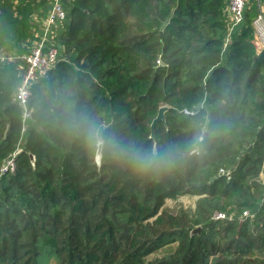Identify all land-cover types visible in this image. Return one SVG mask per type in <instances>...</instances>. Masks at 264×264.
Returning <instances> with one entry per match:
<instances>
[{"label":"trees","instance_id":"obj_1","mask_svg":"<svg viewBox=\"0 0 264 264\" xmlns=\"http://www.w3.org/2000/svg\"><path fill=\"white\" fill-rule=\"evenodd\" d=\"M47 6L0 0V54L29 47ZM227 7L70 0L61 56L32 86L26 120L21 64L0 65V168L19 150L0 179V264H264L260 11L253 1L227 43ZM184 196L194 210H165Z\"/></svg>","mask_w":264,"mask_h":264},{"label":"built area","instance_id":"obj_2","mask_svg":"<svg viewBox=\"0 0 264 264\" xmlns=\"http://www.w3.org/2000/svg\"><path fill=\"white\" fill-rule=\"evenodd\" d=\"M255 1L258 5L264 0H227V18L229 21V34L227 43L231 41V36L245 24V17L249 4ZM69 20L68 8L63 0H48V11L45 19L46 35L35 40L26 52L20 54L8 53L0 54V65L17 62L21 64L20 84L16 93V100L24 111V120L31 117L32 111L29 109V102L32 95V86L38 79L45 76L57 64L61 52V41L52 38V28L55 26L64 27ZM252 44L257 53L264 51V16L260 12L253 20ZM190 114L189 112H185ZM19 150L6 159L0 168V179L3 176L13 174L16 171V158ZM246 212L243 216H248ZM224 214H216L215 219H225ZM230 217L229 220H232Z\"/></svg>","mask_w":264,"mask_h":264},{"label":"crops","instance_id":"obj_3","mask_svg":"<svg viewBox=\"0 0 264 264\" xmlns=\"http://www.w3.org/2000/svg\"><path fill=\"white\" fill-rule=\"evenodd\" d=\"M63 1H64L66 6H69L70 0H63ZM252 2L249 4L247 12L249 11ZM47 11H48V6L45 7V10H40L39 13L35 14L32 17V22H33L32 31H33V36L35 38L34 41L35 40H40L46 35L45 19H46ZM259 11L264 16V1H262L261 4L259 5ZM51 32H52V38L53 39L56 38V40L59 42V41L62 40V36H63V34L65 32V29H64V27L57 25L54 28H52ZM32 43L29 45V47L32 45ZM27 49H28V47H26V50ZM26 50L24 52H26Z\"/></svg>","mask_w":264,"mask_h":264},{"label":"rangeland","instance_id":"obj_4","mask_svg":"<svg viewBox=\"0 0 264 264\" xmlns=\"http://www.w3.org/2000/svg\"><path fill=\"white\" fill-rule=\"evenodd\" d=\"M260 180L264 183V174H261ZM198 197L195 196H184L176 201L168 200L165 204V210L171 214H178L181 210L191 211L196 207ZM174 246L167 247L159 252H156L148 257V260L163 258L167 253L174 250ZM49 264H56L55 260H50Z\"/></svg>","mask_w":264,"mask_h":264},{"label":"water","instance_id":"obj_5","mask_svg":"<svg viewBox=\"0 0 264 264\" xmlns=\"http://www.w3.org/2000/svg\"><path fill=\"white\" fill-rule=\"evenodd\" d=\"M202 107H203V104H199L197 106V110L201 109ZM167 110H168V107L167 106H164V107H161L160 108L159 113H158V116L156 117V119L153 121V123L151 125L152 137H154V131H155L156 125L159 122H165V113L167 112ZM206 135H208V133H206ZM101 150H102V144L98 148V155H99L100 158H101ZM31 158H32L33 161L35 160L34 156H32ZM100 158H99V160H100ZM234 170H235V168H233L232 171H234ZM200 232H201V228H197V229H195V230L192 231V234H196V233H200Z\"/></svg>","mask_w":264,"mask_h":264},{"label":"clouds","instance_id":"obj_6","mask_svg":"<svg viewBox=\"0 0 264 264\" xmlns=\"http://www.w3.org/2000/svg\"><path fill=\"white\" fill-rule=\"evenodd\" d=\"M90 134L92 136H94L96 138V146L97 148H99L101 146V144L103 143L100 139H99V130L98 129H91L90 130ZM137 155V159H144L145 157H143L140 154H136ZM99 155L97 156V159L99 160Z\"/></svg>","mask_w":264,"mask_h":264}]
</instances>
